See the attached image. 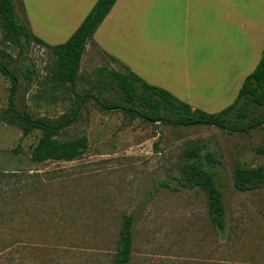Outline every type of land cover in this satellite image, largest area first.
<instances>
[{
  "label": "rangeland",
  "instance_id": "obj_1",
  "mask_svg": "<svg viewBox=\"0 0 264 264\" xmlns=\"http://www.w3.org/2000/svg\"><path fill=\"white\" fill-rule=\"evenodd\" d=\"M146 1L135 7L134 0H124L110 25L93 35L98 44H87L75 89L96 94L93 77L99 66L136 74L137 66L144 67L174 85V74L160 68L164 58L174 66L186 63L193 87L175 88L182 101L208 112L232 103L256 64L195 63L196 56H185L176 46L180 37L160 47ZM88 3L14 0L22 22L49 44L66 41ZM0 59L17 75V108L24 105L33 116L52 122L74 110L77 97L70 87L48 78L55 60L51 51L31 43L19 53L5 41L1 21ZM28 70L34 71L31 78ZM10 87L0 71V264H110L128 214L133 217L128 264H264V188L239 191L232 182L236 165L264 163V123L248 132L182 127L132 118L119 108L101 110L88 98L57 135L85 134L86 152L70 161L36 162L31 157L41 131L23 135L2 118ZM101 96L127 104L114 91L102 90ZM254 115L264 117V108ZM192 145H205L203 153L212 151L219 160L211 164L204 158L223 192L224 230L213 225L204 190L178 183L184 150Z\"/></svg>",
  "mask_w": 264,
  "mask_h": 264
},
{
  "label": "trees",
  "instance_id": "obj_2",
  "mask_svg": "<svg viewBox=\"0 0 264 264\" xmlns=\"http://www.w3.org/2000/svg\"><path fill=\"white\" fill-rule=\"evenodd\" d=\"M115 1L96 0L66 41L49 45L22 22L14 0H0V21L5 41L16 45L19 53L31 43L48 48L55 57L48 78L55 85L69 86L77 97L74 110L59 122L35 117L26 106L23 105L21 109L16 107L14 100L18 78L15 71L9 68V64L0 59V71L11 80L8 106L2 113L3 120L20 127L23 135L29 134L34 129L41 131L32 153L33 161L42 162L51 159L70 161L86 152L88 139L85 134L70 139H60L57 135L74 120L78 108L88 98L94 99L101 110L119 108L132 118L149 122L162 121L182 127L210 125L230 132H248L264 123V117L254 115L258 108H264V45L258 63L243 79L233 102L217 112H207L201 108L192 109L189 103L160 86L146 82L128 68H125V72H120L99 66L93 77V86L98 92L96 94H92L90 90L78 92L75 85L85 44L91 39ZM32 73L33 70H28V78H31ZM102 90L119 93L127 104L103 98ZM253 115L255 116L253 121H246ZM239 123L243 124L238 125ZM204 147L205 145H192L184 150V162L180 167L178 183L182 187H199L204 190L209 217L217 229L224 230L226 209L223 192L218 185L215 172L206 166L204 158L211 164L218 163L219 160L212 151L203 153ZM232 182L234 188L239 191L264 188V163L255 166L236 165ZM132 225L133 217L130 214L125 215L119 231L118 245L110 264H128L130 261L133 242Z\"/></svg>",
  "mask_w": 264,
  "mask_h": 264
},
{
  "label": "crops",
  "instance_id": "obj_3",
  "mask_svg": "<svg viewBox=\"0 0 264 264\" xmlns=\"http://www.w3.org/2000/svg\"><path fill=\"white\" fill-rule=\"evenodd\" d=\"M137 1L140 0H134L135 7L138 5ZM144 1L147 2L146 0ZM148 1L151 26L157 28L160 32L158 40H155L154 43L159 44L160 47L166 43L171 44L172 40L168 42L167 39L174 40L180 37L181 42L176 46L181 47L183 55L193 54V56H196L195 63L206 64L220 61H225L226 63H258L264 45V0ZM95 2L96 0H89L84 11L75 22L72 28L73 32ZM123 3L124 0L115 1L93 35L104 28V26H108L113 17L122 11ZM29 29L31 30L30 27ZM92 37L86 42L85 48L89 41L95 42ZM95 44L97 45L98 42H95ZM139 47L141 48V46ZM169 62H171L169 59L159 58L160 68L170 70L169 72L174 74V85L168 82L167 77L158 78L144 67L137 66V75L150 84L168 90L174 96L177 95L175 93L176 87L190 90L193 86L190 83L186 63L183 62V65L174 66L172 62ZM187 93L189 94V92ZM191 107L192 109L199 108L193 107V105Z\"/></svg>",
  "mask_w": 264,
  "mask_h": 264
}]
</instances>
